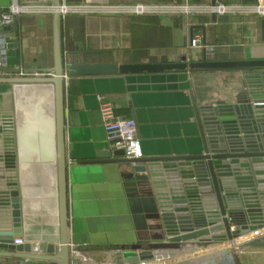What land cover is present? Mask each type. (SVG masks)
Returning a JSON list of instances; mask_svg holds the SVG:
<instances>
[{
  "label": "crops",
  "instance_id": "0c3cea01",
  "mask_svg": "<svg viewBox=\"0 0 264 264\" xmlns=\"http://www.w3.org/2000/svg\"><path fill=\"white\" fill-rule=\"evenodd\" d=\"M14 1L0 0V9H7ZM17 1L33 4L39 9L22 14L24 22H20V16L2 30L5 39L3 65L24 73L25 69L51 68L54 65L53 18L52 22L49 18L53 12L48 8L52 5L51 0ZM63 1L67 6L78 7L77 11L63 16L66 17L63 34L74 47V52L68 54V64L200 62L205 57L216 60L217 46L207 43V39H211L210 25H218L219 33L227 27L219 34L228 38L220 45L218 54L221 56L237 51L232 47H240V59L264 58V39L258 26V18L264 15L249 10L246 6L250 5L242 4L241 0H226L227 5H241L240 10L216 14L215 21L212 14L207 13L186 15L164 10L139 14L131 9L140 4L178 5L175 0H83L75 5ZM217 3L225 4L219 0ZM202 15H208L210 20L201 23L199 17ZM222 16L228 21H221ZM196 34L201 35L202 44L214 47L212 53L207 47L193 46ZM91 53H99L103 60L84 62L85 57L93 56ZM10 76L13 74L0 70V77ZM240 80L241 70L192 72L189 68L69 76L66 87L69 239L91 259V264L160 262V259L216 245L200 246L202 241L191 239L153 250L152 260L147 250L137 248V245L153 240L149 232L137 227L133 221L124 186L127 180L124 174L129 172V165L99 157L102 151L116 149L107 141L98 95L112 101L118 114L136 120L143 157L188 155L201 151L194 102L203 105L223 99L235 91ZM11 93L9 84L0 83V107L11 102ZM35 116H32V122L40 129L35 133L37 141L29 135L32 130L28 126L21 134L20 154L25 163L31 165L26 169L24 180L27 203L22 238L24 242L58 244L60 226L54 197L55 177L48 172L50 163L38 162L42 161L39 159L44 136L39 127L43 125L38 115ZM114 157L112 155L111 159ZM119 247L126 248L123 258L119 255ZM230 248L233 250L230 254L232 264H264V246ZM204 253L177 259L172 264H229L228 255L222 251L213 248ZM6 261V257H0V264Z\"/></svg>",
  "mask_w": 264,
  "mask_h": 264
},
{
  "label": "water",
  "instance_id": "95a60500",
  "mask_svg": "<svg viewBox=\"0 0 264 264\" xmlns=\"http://www.w3.org/2000/svg\"><path fill=\"white\" fill-rule=\"evenodd\" d=\"M36 1L41 0H26ZM51 2L54 65L25 69V73L0 65L1 71L13 74L0 77V83L9 84L12 92L11 102L0 107V257L9 259L4 264H71L65 70L69 76L186 68L241 70L240 85L230 95L203 105L194 102L201 138L199 153L128 158L123 149H116L102 151L99 157L124 162L130 167L124 174L127 179L124 186L133 221L149 232L153 240L137 248L147 250L150 260L154 257L153 250L191 239L202 241L200 246H208L221 239L233 240L261 231L243 243L241 249L264 246V58L221 61L205 57L200 62L125 64L113 61L71 63L66 67L62 57L61 20L67 5L63 0ZM211 3L215 5L217 0ZM212 20H216L215 13ZM39 84L52 86L53 107L35 87ZM16 85L23 92L20 106ZM34 114L43 125L39 127L44 136L39 159L42 161L38 162L55 163L60 239L58 244L25 241L15 245L14 239L23 234L27 203L20 171L18 125L19 121L26 124L32 130L29 135L37 141L35 133L40 129L32 122ZM119 249L123 258L126 248Z\"/></svg>",
  "mask_w": 264,
  "mask_h": 264
},
{
  "label": "built area",
  "instance_id": "2783aa9c",
  "mask_svg": "<svg viewBox=\"0 0 264 264\" xmlns=\"http://www.w3.org/2000/svg\"><path fill=\"white\" fill-rule=\"evenodd\" d=\"M249 10H254L259 14L264 15V0H259L257 5L246 6ZM51 12L54 11V6L48 7ZM241 5H225L222 3H216L215 5L209 3L192 4L185 2L178 5L161 6L157 4L151 5H136L131 9L136 13H161L164 10L171 12L182 13L186 15L207 13V14H224L228 12L239 11ZM37 8L33 4H20L17 0L8 6L7 9H0V65H3L4 61V45L5 39L2 30L7 26L12 25L22 14L33 13L37 11ZM78 7L67 6L63 8V15L71 11H77ZM193 46L207 47L212 53L213 46H207L202 44L201 35L196 34L193 39ZM68 63L65 64L67 67ZM64 78L66 82L69 80V74L67 70L64 72ZM99 99V111L102 119V123L105 129L106 138L108 143L115 149H123L125 155L128 158H140L143 156V150L141 142L138 136V126L134 118H129L118 114L115 110V106L112 101L105 98L104 95H98ZM24 242L22 237L15 238L14 244L19 245ZM70 247V263L74 264L75 261L78 264H91V259L82 254V252L75 247L72 242H69ZM147 262V261H146ZM142 262L140 264H144Z\"/></svg>",
  "mask_w": 264,
  "mask_h": 264
},
{
  "label": "trees",
  "instance_id": "16d2710c",
  "mask_svg": "<svg viewBox=\"0 0 264 264\" xmlns=\"http://www.w3.org/2000/svg\"><path fill=\"white\" fill-rule=\"evenodd\" d=\"M257 1L256 0H241V3L242 4H248V5H256V4H258ZM82 2H83V0H66V3L68 5L80 4ZM174 2L176 4H183V3H185V0H175ZM189 2L192 3V4H199V3H203V2L204 3L205 2L208 3L209 0H189ZM219 2H223L226 5L228 4V2L226 0H219ZM229 5H230V3H229ZM49 18H50V20L52 22L53 14H51ZM65 18H62V20H61L62 57H63V63L64 64L69 62L68 54L74 52V47H73L72 43L69 41L68 37L66 39L65 34H63V28H64L63 22H64ZM220 18H221V21H224V22L228 21L227 20L228 18H226V17L222 16ZM24 19H25V17L21 16L20 22L21 23L24 22ZM199 19H200V22L204 24L205 22L210 20V17L208 15H202V16L199 17ZM258 26H259V28L261 30V36L264 39V17L261 16V17L258 18ZM208 29L211 32V39L208 38L207 39V43H210V44H213V45L217 46L216 47V53H215V59L216 60H229V59L237 60V59L241 58V53H240L241 52V48L240 47H232L233 50H237V51H233V52L227 53L224 56H221L220 54H218V52L221 49L220 45L228 40V38H226L225 36H220L219 35L221 32L226 31V29H227L226 26L223 27V30L220 33H219L218 25H210L208 27ZM235 52L238 53V54L237 55L233 54ZM88 54H90V53H87L86 55H88ZM91 54H93V56L85 57L83 59V61L84 62H96V61L103 60V57L99 53H91ZM53 58H54V56H53ZM189 70L192 71V72H197V71H204V70L211 71V70H217V69H212V68H209V69L208 68H206V69L194 68V69H189ZM229 70H239V69H229Z\"/></svg>",
  "mask_w": 264,
  "mask_h": 264
},
{
  "label": "bare ground",
  "instance_id": "6f19581e",
  "mask_svg": "<svg viewBox=\"0 0 264 264\" xmlns=\"http://www.w3.org/2000/svg\"><path fill=\"white\" fill-rule=\"evenodd\" d=\"M35 87L39 90L40 95L42 96V98L44 100H46L48 103H50L49 105L50 106L52 105V107H53V105H54L53 104L54 103V91H53L52 86L50 84H48V85L39 84V85H37ZM15 95H16L17 104H18V106H20L21 100L23 98V92H22L21 87L19 85L15 86ZM51 113H52V109H51ZM50 124H51V122H50ZM25 126H27V125L26 124L24 125V123L22 121H19L18 135H19V138H20V143H21V134H22ZM52 131H53V129H52ZM53 135L54 134L52 132V141H53V138H54ZM53 155H54V152H53ZM28 167H31V165L28 164V163H25V160L22 159V156H21L20 171H21V177H22V187H23L24 198H26V196H27L26 195V190H27L26 189V183H25L24 180H26V175H27L26 169ZM49 167L50 168H47L48 172L50 173V175H52V174L54 175V177H55V185H56V172H55V163H54V161L49 164ZM55 188H56V186H55ZM54 197H55V199L57 201V188H56V193H55ZM57 205H58V201H57ZM57 211H58V209H57ZM262 231H264V229H262ZM258 233L260 234L261 231L250 233V234H246V235L234 238L233 240L225 239L223 242H220L219 244H217V242L213 243V244H216V245H213V246H211L209 248H206V249H201L199 251H192V252H189L187 254H183V255H179V256H173V257H169L167 259H160V262H156V261H159V260H153V261L145 262L144 264H166V263H164L165 260H169V261L171 260L170 264H172V263L177 262V259H182L183 257L185 258L186 256H188V258H189L193 254H196V256L197 255H201L204 252H206L207 250H210V249H213V248H215L216 251H222V252H224L226 254L229 247H234L236 249H240V248H242L243 243H245L247 240L251 239L253 236L257 235ZM201 252H203V253H201ZM228 253H229V251H228ZM226 255H228L227 258L229 259L227 261V263L229 262V264H232L230 262V260H231L230 253L226 254Z\"/></svg>",
  "mask_w": 264,
  "mask_h": 264
},
{
  "label": "rangeland",
  "instance_id": "374dc122",
  "mask_svg": "<svg viewBox=\"0 0 264 264\" xmlns=\"http://www.w3.org/2000/svg\"><path fill=\"white\" fill-rule=\"evenodd\" d=\"M228 251H229V253L231 254L232 252H233V250L230 248V249H228ZM232 251V252H231ZM228 253V254H229ZM9 260V259H8ZM11 261V260H10ZM149 262V261H148Z\"/></svg>",
  "mask_w": 264,
  "mask_h": 264
}]
</instances>
